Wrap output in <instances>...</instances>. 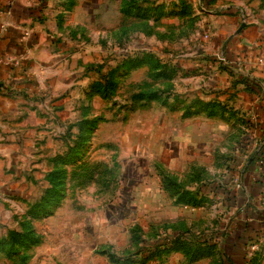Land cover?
<instances>
[{
	"label": "rangeland",
	"instance_id": "rangeland-1",
	"mask_svg": "<svg viewBox=\"0 0 264 264\" xmlns=\"http://www.w3.org/2000/svg\"><path fill=\"white\" fill-rule=\"evenodd\" d=\"M78 1L67 18L99 49L75 76L90 114L50 125L43 154L56 156L27 173L34 184L19 190V201L11 192L0 202V238L22 231L24 222L40 237L12 257L0 252V264L143 261L153 246L177 234L196 245L218 243L196 264H264V235L243 255L224 249L246 217L245 206L224 203V193L243 189L249 209L264 212V196L253 188L264 178V58L251 64L231 59L232 36L215 48L218 37L207 20L212 5L204 0ZM247 22L242 13L238 33ZM103 77L102 95L93 85ZM157 91L159 99L142 98ZM198 100L226 110L192 108ZM69 149L73 160L63 165L58 159L62 171L49 179L53 160ZM50 180L58 184L55 197L35 218L32 207L46 197ZM172 180L178 189L169 186ZM172 194L190 199L178 204ZM188 258L174 251L148 264H192Z\"/></svg>",
	"mask_w": 264,
	"mask_h": 264
},
{
	"label": "crops",
	"instance_id": "crops-1",
	"mask_svg": "<svg viewBox=\"0 0 264 264\" xmlns=\"http://www.w3.org/2000/svg\"><path fill=\"white\" fill-rule=\"evenodd\" d=\"M79 4L0 0V202L11 192L19 201V190L34 184L27 173L41 171L44 158L56 156L43 154L50 125L89 117L77 78L93 63L90 53L99 49L86 39L83 26L67 18ZM240 13L248 15L241 34ZM208 14L218 37L215 48L232 36L231 59L241 56L251 64L257 56L264 58V0H217Z\"/></svg>",
	"mask_w": 264,
	"mask_h": 264
},
{
	"label": "trees",
	"instance_id": "trees-1",
	"mask_svg": "<svg viewBox=\"0 0 264 264\" xmlns=\"http://www.w3.org/2000/svg\"><path fill=\"white\" fill-rule=\"evenodd\" d=\"M206 3V6L210 7L213 5L217 0H204ZM183 8V7H182ZM188 6L184 5L183 10L179 12V15H183V13L187 12ZM105 77H103V80L101 79L97 83H95L94 89L95 92L98 94L99 91L103 95L105 93ZM113 85V84H112ZM161 92H148V94H141L142 98H152V99H159ZM197 104L204 105L202 107L204 108H211L212 111H214V114L224 112L225 106H223L221 103L218 102H211L208 104L201 103L199 100L196 102L192 108H194ZM218 111V112H215ZM85 126L87 125V122L83 123ZM82 126V124H81ZM79 144L81 145L82 142L85 141V138L82 137V135H79ZM81 147V146H80ZM72 149H69L67 153L60 156L59 158H55L53 162L56 164V169L53 170L49 174V179L53 178L57 173L61 172L62 170L58 168V163L61 161L58 159H63V165H67L73 160V151ZM76 150V149H75ZM75 153V152H74ZM76 154V153H75ZM74 154V155H75ZM262 159L264 160V155L261 154ZM61 170V171H60ZM264 174V170L262 172ZM51 181V188L48 189L46 192V197L42 198L39 202L36 203L32 207L33 211L31 212L35 218L40 216V214L45 211V207L50 205V201L54 199L56 194V186L57 183H52ZM173 181V180H172ZM167 185L168 182L166 181ZM171 183V184H170ZM176 182L169 181V186L172 189H178ZM215 188V187H214ZM253 188L255 190H261L262 196H264V178H262L258 183L256 182L253 184ZM217 189L221 190V187L218 186ZM225 190V189H223ZM225 194L226 201L224 200V203L228 205L229 207L239 208L245 206L244 211H246V217L244 219H241L239 223L237 224L236 230L233 232L234 234L228 235L224 241L225 251H232L234 253H241V255L244 254V251L246 249H249V242L257 240L259 236L264 235V212H259L257 210L252 211L249 209L250 206V198L247 196V193L243 189L236 190H229ZM183 195V194H182ZM173 195L172 197L175 198L176 202L178 204L186 203L188 202L187 199H190L189 197H186L183 195ZM179 196V197H178ZM178 197V198H177ZM255 198V196H252ZM193 198V197H192ZM191 202V201H190ZM50 203V204H48ZM248 203V206H247ZM178 235V234H177ZM177 235L168 236L164 239L163 244H157L155 247L151 248L148 251L147 257L142 260H126L124 264H148V262L151 259L154 258H161L162 256H168L174 251L181 252L190 260V262L194 263L200 260L201 258H205L206 256H210L214 249L217 248L218 243L212 244V245H199L194 244L193 242L186 241L183 238H179ZM166 240L170 242V244L166 243ZM40 243V237L35 233V230H33L28 224V222H24L22 224V231H11L9 234H7L4 237L0 238V252H4L7 257H12L13 255L18 254L17 251L19 250H26L32 247L33 245ZM18 249V250H17ZM249 251V250H248ZM224 252V250H223ZM110 256V259L113 262H120L119 259L116 257V255L112 254L111 252L108 253ZM226 255V253L224 252ZM231 264V262L229 263ZM233 264V263H232Z\"/></svg>",
	"mask_w": 264,
	"mask_h": 264
}]
</instances>
